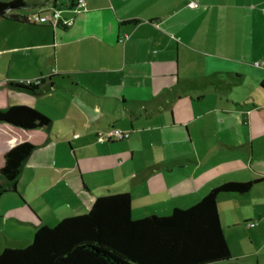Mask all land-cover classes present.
Returning a JSON list of instances; mask_svg holds the SVG:
<instances>
[{
  "label": "crops",
  "instance_id": "crops-1",
  "mask_svg": "<svg viewBox=\"0 0 264 264\" xmlns=\"http://www.w3.org/2000/svg\"><path fill=\"white\" fill-rule=\"evenodd\" d=\"M85 2V11L63 12L68 27L0 17L11 31L0 56L37 52L24 78L52 82L37 95L0 82V108L26 104L52 118L50 131L0 123L10 133L0 137V167L15 144L36 145L12 191L18 198H0V223L16 228L2 230L3 248L29 244L39 227L88 211L106 193H128L139 219L190 207L225 182L262 178L247 193L220 194L217 210L230 259L264 264V0ZM26 3L24 16L67 6ZM112 128L129 135L98 141ZM46 195L62 206L45 213ZM232 234L247 242L236 254Z\"/></svg>",
  "mask_w": 264,
  "mask_h": 264
},
{
  "label": "trees",
  "instance_id": "trees-1",
  "mask_svg": "<svg viewBox=\"0 0 264 264\" xmlns=\"http://www.w3.org/2000/svg\"><path fill=\"white\" fill-rule=\"evenodd\" d=\"M30 6L25 0H0V17L27 23L19 11ZM28 83L9 82L20 92L37 95L52 87L51 76ZM73 88H78L72 83ZM264 90V81L260 83ZM80 90H82L80 88ZM0 123L24 130L50 131L52 121L35 108L15 104L0 108ZM126 139V138H124ZM36 145L23 141L9 148L0 167V198L16 191L24 163ZM262 178L228 181L212 187L194 205L174 208L165 216L151 214L133 219L131 198L126 192L98 196L83 213L43 225L23 246H5L0 264H217L230 259V249L221 227L217 197L223 193L244 194Z\"/></svg>",
  "mask_w": 264,
  "mask_h": 264
},
{
  "label": "rangeland",
  "instance_id": "rangeland-1",
  "mask_svg": "<svg viewBox=\"0 0 264 264\" xmlns=\"http://www.w3.org/2000/svg\"><path fill=\"white\" fill-rule=\"evenodd\" d=\"M6 1H10V0H6ZM28 2V0H25ZM31 23V22H30ZM32 25L34 24L35 26H39L38 23H31ZM11 31H9V29H7L5 26L4 28L0 27V48L7 46L8 44V39L9 36L11 35L10 33ZM38 37V35H36ZM18 41H21L20 38L17 39L16 43H19ZM28 41L25 40V43H27ZM23 44V43H22ZM41 58V55L38 54L37 52L34 51H21L17 54L12 53V55L8 54L5 56H0V82L4 81V80H13V81H19L22 83H28L30 80L34 79V78H24V75H27L26 72H24L27 68V66L29 65L30 62L36 61V59ZM18 64V65H17ZM2 90V87H0V92ZM41 112V111H40ZM44 114V112H41ZM48 119H52L50 116H47ZM9 131L4 129L2 126H0V137L1 136H6L9 135ZM24 134V133H23ZM27 175V173H26ZM25 175V176H26ZM18 192H6L2 195V199L1 200H5L8 197H12V196H17L18 198ZM34 195V194H31ZM51 195H49V197L46 195L45 197L41 198L40 197V203L43 206L42 208H44L45 213L49 212V205H54V206H62L61 202H57V200H53L50 199ZM5 211V207H0V215L2 217H4V212ZM2 230L7 231V233H13L16 231V228L13 227V223H11L10 219H3V221L0 223V250L3 249V243H4V236L2 234ZM236 232H238L239 234H241V236L244 233V230L241 229H236ZM240 236V237H241ZM229 241L231 243V246L233 247V253H238V251H243L245 249V246L247 244V242L244 240V238L241 237V239L237 238L236 234H232L231 236H229ZM237 262L239 264L242 263L241 259H235V258H231L230 260H228L225 263L222 264H233V263ZM218 264V263H217Z\"/></svg>",
  "mask_w": 264,
  "mask_h": 264
},
{
  "label": "built area",
  "instance_id": "built-area-1",
  "mask_svg": "<svg viewBox=\"0 0 264 264\" xmlns=\"http://www.w3.org/2000/svg\"><path fill=\"white\" fill-rule=\"evenodd\" d=\"M57 1V0H55ZM67 3V6L60 4L59 6L54 5L48 11H35L26 16L27 22L38 23L41 25H48L53 28L56 27H68L72 23V17H66L63 12L68 9L73 13H79L86 10L85 0H62ZM189 7H196L195 1H190ZM123 42V39H119ZM255 65H260V62H255ZM129 132H123L117 128H112L105 132L104 134L98 136V141L104 142L113 139H124L127 138ZM253 226V223H250Z\"/></svg>",
  "mask_w": 264,
  "mask_h": 264
}]
</instances>
